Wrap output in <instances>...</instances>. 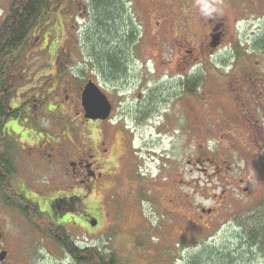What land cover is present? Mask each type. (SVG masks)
I'll return each mask as SVG.
<instances>
[{"label": "rangeland", "instance_id": "374dc122", "mask_svg": "<svg viewBox=\"0 0 264 264\" xmlns=\"http://www.w3.org/2000/svg\"><path fill=\"white\" fill-rule=\"evenodd\" d=\"M215 2L203 17L194 0H66L30 37L10 105L28 104L5 128L28 184L54 185L38 147L102 159L93 199L58 224L77 245L119 264H264V0ZM89 79L114 105L95 140L80 127ZM27 222L0 207L3 264H75Z\"/></svg>", "mask_w": 264, "mask_h": 264}, {"label": "trees", "instance_id": "16d2710c", "mask_svg": "<svg viewBox=\"0 0 264 264\" xmlns=\"http://www.w3.org/2000/svg\"><path fill=\"white\" fill-rule=\"evenodd\" d=\"M64 1L66 0H11L0 23V187L6 192L4 198L7 205L14 206L12 199L18 197L12 183L15 174L14 158L11 154L14 142L5 128V122L19 118L23 107L28 104L25 101L20 107L10 105L13 99L12 89L15 86V71L30 37L38 33L44 25L43 22L52 21ZM110 63H113L110 66H118L115 59ZM190 85L192 82H188V90ZM23 212L36 230L43 236L48 235L75 264H119L116 256L112 254H104L98 248L77 245L58 224L53 223V219L47 218V223H42L45 218L37 208L26 207Z\"/></svg>", "mask_w": 264, "mask_h": 264}, {"label": "flooded vegetation", "instance_id": "af4514ba", "mask_svg": "<svg viewBox=\"0 0 264 264\" xmlns=\"http://www.w3.org/2000/svg\"><path fill=\"white\" fill-rule=\"evenodd\" d=\"M99 87L102 90L101 86ZM108 99L111 102L109 97ZM111 105H112V110L109 116L104 120L86 119L84 117V111L82 110V116L80 119V123H81L80 127L86 131V134L87 132L88 134L90 133L89 136L88 134L86 135L87 136L86 139L95 140L98 137V129L100 125H103V123L109 122L111 120L112 113L114 111L113 103H111ZM83 138H85V132L83 134ZM115 140L116 141H114V144H118L119 141L116 138ZM101 145L104 147L106 146V143L101 142ZM125 147L127 149L123 153V159L127 155L130 156V153H131L130 146L126 144ZM110 149H111V145L110 147L108 146L106 148H103V153L106 154L108 152L110 155L112 154L113 156V153H111ZM21 150H26V148L23 147ZM37 151L40 152L38 160H40L41 163H43L44 168L45 166H46V169H49V167H55V169H50L55 176L54 185L52 186L50 184V188L46 187L45 182L44 183L37 182L36 180L37 177L30 178L32 180L31 184H28L26 182L27 180L25 181L24 178H23L24 180H21L22 176H25L26 174L29 176L30 173L27 170L24 171L23 163L21 162V159H17L14 162L15 174L13 176L12 183L15 187V192L18 198L14 197L12 199L13 200L12 202H14V206L7 205L5 198H4V195L6 194V192L3 188L0 187V207L2 208L6 207L10 210H13L14 213H16L17 215L21 217H25V218L26 216L23 211H25L26 207L30 209L37 208V210L41 213V215L44 218L53 219V223H57V224L65 223L66 221L64 220V216L68 213H72L71 209L73 210L77 209L76 202L79 203L82 197L87 196L86 192L88 188H91L90 183L95 182L98 177L102 176L101 171L97 172V169L94 170L92 168L94 164H95L94 166H96L98 163L100 165L101 164L100 161H102V159L94 158V155L86 153L87 158L86 157L85 159L81 158L78 162H76V161L65 160L66 157L63 158L64 159L63 160L60 156H57V155L53 156L52 152L47 153V158H45L44 154L46 153L41 150V147H38ZM90 159H92V162L89 161ZM38 165H37V172L38 170H40L39 161H38ZM105 165L109 166V165H112V163L111 161L107 160L104 166ZM68 167H70V172H69ZM103 167L101 169L102 171H105L103 170ZM35 176H36V173H35ZM51 179H53V177H51L49 181ZM46 183H48V181ZM34 187L36 188L33 189ZM90 199H93V198H91L89 194L87 196V200L89 201ZM89 203L91 204V202ZM97 214H102V213L97 212ZM91 219L95 220V218H91ZM26 221H29V220L26 218ZM29 222L32 223L31 221ZM42 223H47V221L43 219ZM86 223H90V221L88 222L86 221ZM2 238H3V235L0 230V252L5 251L6 256H7L8 250L4 247ZM6 256L2 261H0V264H3L5 262Z\"/></svg>", "mask_w": 264, "mask_h": 264}, {"label": "water", "instance_id": "95a60500", "mask_svg": "<svg viewBox=\"0 0 264 264\" xmlns=\"http://www.w3.org/2000/svg\"><path fill=\"white\" fill-rule=\"evenodd\" d=\"M81 105L86 119H106L111 112V103L107 96L100 90L92 80H87L81 91ZM92 225H96L95 220H90ZM6 256V252H0V261Z\"/></svg>", "mask_w": 264, "mask_h": 264}, {"label": "clouds", "instance_id": "9594fccd", "mask_svg": "<svg viewBox=\"0 0 264 264\" xmlns=\"http://www.w3.org/2000/svg\"><path fill=\"white\" fill-rule=\"evenodd\" d=\"M193 7L198 9L199 14L203 17H211L214 14L221 12V9L217 6L215 0H194Z\"/></svg>", "mask_w": 264, "mask_h": 264}]
</instances>
